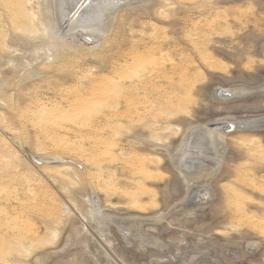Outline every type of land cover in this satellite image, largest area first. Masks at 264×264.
Returning <instances> with one entry per match:
<instances>
[{
  "label": "rangeland",
  "instance_id": "rangeland-1",
  "mask_svg": "<svg viewBox=\"0 0 264 264\" xmlns=\"http://www.w3.org/2000/svg\"><path fill=\"white\" fill-rule=\"evenodd\" d=\"M24 1L0 0V264H264V126L222 131L221 161L203 141L208 127L264 119V0H140L77 50L57 36V0H32L29 24ZM135 55L147 61L122 74L110 106L81 102L91 71L116 73ZM98 122L112 131L97 135ZM62 127L84 136L82 160L56 149ZM100 138L117 150H96ZM205 188L211 200L192 205Z\"/></svg>",
  "mask_w": 264,
  "mask_h": 264
},
{
  "label": "bare ground",
  "instance_id": "bare-ground-1",
  "mask_svg": "<svg viewBox=\"0 0 264 264\" xmlns=\"http://www.w3.org/2000/svg\"><path fill=\"white\" fill-rule=\"evenodd\" d=\"M88 1L89 0H57V2H58L57 8H58V16H59V24H58V26H59V29H60V34L57 35V36H58L60 42H62L66 46H71L75 50L79 49L80 47L94 45V44H96V42L101 41L102 38L105 37L109 33V28L111 26V23L115 20V11H116V9H119V8L121 9V8L130 6L133 3H138L137 1H140V0H107V1H105L102 4L101 7H98V4H97V1L98 0H94L90 5L88 4ZM31 2H32V0H26V1H24V5L26 7L25 8L26 11H27V7L31 4ZM71 4L74 5L73 8L71 7ZM67 11H68V14H66ZM64 14H65V16H64ZM24 16L27 19L26 22H28V24L35 22L34 13H31V12L27 11V13H24ZM74 21H75V23H73ZM94 21H97V22L94 25H91V22H94ZM89 50L93 52L95 49H89ZM204 56H206L205 53H204V55H202V57H204ZM143 57H144L143 55H135V56H132L131 59H130L131 62L128 61L125 65H122V66L119 67V71L118 72L112 73L110 75H104L102 77H99L98 75L97 76L94 75V72L91 71L90 72L91 76H90L89 81H90V86L93 89L92 92L89 94V96L87 98H84V99L83 98H79L81 96H78V95H76V96H78V98L80 100L83 99L81 102H83V101L84 102H95L96 100L97 101L99 100L101 103H103L104 101L107 102L108 99H110L111 89L112 88L120 87L122 85V83H123V80H122L123 76H122V74L125 76L126 74L129 73V75H130V72H132V71L135 72L137 70V68H140V67L142 68V66H143L142 64L145 63L144 61L145 60L147 61V59L144 60L145 57L144 58ZM152 57L153 56L148 57V59L149 58H152ZM208 57H206V58L203 59L205 66L208 69L212 70V71H217L218 70V66H216L217 64H215L216 61H215V63H213L212 60H214V58L213 59H210ZM153 59H156V58H153ZM138 72H140V71H138ZM130 76H132V75H130ZM134 76H138V75L134 74ZM119 77H120V80H119ZM158 78L159 77H155L154 79L157 80ZM154 79H152V80H154ZM127 80H128V78H127ZM139 80H140V78H139ZM152 80L150 79V81H152ZM136 84H138V83H136ZM150 84H151V82H150ZM97 90L101 91L102 94L101 93L100 94L99 93L96 94L95 92ZM138 90H139V88H138ZM73 91L74 90H72V93H73ZM76 91H75V93H76ZM80 91H82V89L79 90V92ZM99 91H97V92H99ZM112 92H113V90H112ZM135 92H136V90H135ZM66 93H67V91H66ZM70 93H71V91H70ZM72 93H71V95H72ZM113 94H114V92H113ZM66 95H68V94H66ZM74 96H75V94H74ZM69 97H71V96H69ZM114 100H116V99H114ZM99 101L97 103H99ZM111 101H112V99H111ZM40 103H42L43 105L50 104V102H40ZM74 103H78V102H75L74 101ZM110 105L108 103V106H110ZM44 108H46L48 110V111H45V113H47V114H49L51 116H53V115H59L58 113H59L60 110L57 108V106H50V105H48V106H44ZM111 119H112V117L109 116L107 118V123H109L111 121ZM260 121H264V119H256V120H252V121L248 120V121H245V122H242V123H230V125H232L233 127H235V130L237 128H240L242 130H251V128H255L254 126L256 125V122H260ZM99 123L100 122L97 123V126L93 130L97 135H101L102 133H104L103 132V129L105 130L106 128H108V129L110 128V131H112L111 130V125H109V124L105 125L104 124L103 126L102 125L101 126H98ZM227 128H228V125L226 124V125H222V126L216 125V126H213L211 128L208 127L206 129H204V137L205 138H203V141H206L207 145H211L212 146V150L215 153L214 156L216 157V159L218 161H221L222 156H223V153L226 150L225 149V146H226L225 144L226 143H225V140H224V138H225L224 137V134L225 133H223L222 131H227L228 130ZM62 129L66 132V134L68 136L65 135L63 137L64 139H61L57 144L55 142H53L55 144V146H56V149L58 151L62 152L67 157L68 156H73L75 158H78L79 160H82L85 157L84 154H86L87 151H88L86 149L87 148L86 145H85L86 143L84 142V139H85L84 136H80L79 133H75V136L77 138H79V140L72 142L71 138L70 139H67V138L65 139V137H69L70 136L69 135L70 134L69 132H71V133H74V132H72V130L66 129L64 127H62ZM113 133H115V132L113 131ZM167 134L168 133H166L164 135H167ZM97 135H96V137H97ZM116 135L117 134H115V136ZM254 142H255V139H254ZM257 143H259V141ZM94 145H95L94 147L96 148V150H99L100 152H102L101 149L103 150V152H104L105 149L107 151H108V149H112V151L113 150L115 151V150H117L116 148L118 147L116 145V143L110 144V143H107L106 141H104L103 139H101V140L98 139L97 142H94ZM261 146H263V145L261 144ZM95 148H94V151H95ZM196 148L199 151H202L198 146ZM261 148L262 147H258L257 148V152H260L259 150ZM204 149H205V147H203V150ZM254 149H256V148H254ZM262 150L264 151V148ZM95 154H96V152H95ZM121 155L122 156H125V154H123V153H121ZM28 157H29V159L32 162H34L37 165L49 164V162H47V159L46 158H45V160H44V158L35 159L31 155L28 156ZM54 157H57V156H54ZM67 157H63L62 156L59 159L58 158L57 159H54L53 161L54 162H61V164H64L65 162H69L68 161L69 159H66ZM110 159H112V158H110ZM137 160H139V159H137ZM101 161L97 160V162H95V163L92 164V166H95V167L97 166V169L96 170L99 171L98 173H102L103 172V169H104V166L102 164L103 162L100 163ZM138 162L139 161H137V163ZM141 163H142V161H141ZM202 163L204 164V162H202ZM210 165H211V168L213 170H215V172L219 171V169L221 167L220 164H210ZM143 166H145V165H143ZM138 167H139V165H138ZM44 168H45V170H46L47 173L54 172L57 175H60L61 173L65 172L67 170H71V167H69V166L65 167L63 165L62 166H58V167L51 166L50 168L49 167H44ZM147 173H148V170H147ZM102 175H104V174H102ZM102 175L100 174V176L97 177L96 179L99 178V179H101L102 182H106L107 183V180L105 181V178H102ZM144 175H145V171H144ZM114 178H116V177H114ZM252 178L254 179L255 177H252ZM99 182H100V180H99ZM114 182H116V181L114 180L113 183ZM252 183H251V185L254 186V188L256 186H258L255 183H253V184ZM111 184H112V181H111ZM140 185H141V183H140ZM112 186L114 187L115 185H112ZM107 189H109L108 186H107ZM110 189H111V187H110ZM256 189H259V188H256ZM115 190H116V188H115ZM141 190H143V189H141ZM113 191L114 190H112V192ZM230 192L233 193L234 191H230ZM143 193H145V192H143ZM138 195H139V193H138ZM128 197H129V195H128ZM211 198H212L211 191L209 190V188H205L204 190H202V192L193 193V195H191V197H190L189 200L192 201V199H194V203L192 205H194L196 203L195 204V206H196V205H198V203H206V202H208L209 200H211ZM136 200H139V199H137V196H136ZM189 200H188V203H189ZM91 202H92V204H93V206L95 208V214H96V216L99 219L102 218L103 216H101V208H100V206H98L99 203H97V201L95 199H92ZM138 204L139 203H137V205ZM62 208L63 209H62V212H61V216H63V217L64 216H67L70 213L69 210H68V208H66L65 206L64 207L62 206Z\"/></svg>",
  "mask_w": 264,
  "mask_h": 264
},
{
  "label": "water",
  "instance_id": "water-1",
  "mask_svg": "<svg viewBox=\"0 0 264 264\" xmlns=\"http://www.w3.org/2000/svg\"><path fill=\"white\" fill-rule=\"evenodd\" d=\"M213 126V125H212ZM262 126H264V121H260V122H256V125L254 126L255 128H251V130L257 129V128H261ZM228 130L226 132H231L235 130V127H233L232 125H228Z\"/></svg>",
  "mask_w": 264,
  "mask_h": 264
}]
</instances>
